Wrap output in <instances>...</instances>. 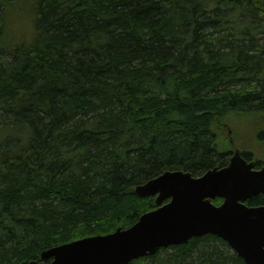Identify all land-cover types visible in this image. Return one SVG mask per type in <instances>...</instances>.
<instances>
[{"label": "trees", "instance_id": "trees-1", "mask_svg": "<svg viewBox=\"0 0 264 264\" xmlns=\"http://www.w3.org/2000/svg\"><path fill=\"white\" fill-rule=\"evenodd\" d=\"M262 111L264 0H0V264L131 226L157 207L138 184L228 164ZM128 264L247 263L206 233Z\"/></svg>", "mask_w": 264, "mask_h": 264}, {"label": "water", "instance_id": "water-1", "mask_svg": "<svg viewBox=\"0 0 264 264\" xmlns=\"http://www.w3.org/2000/svg\"><path fill=\"white\" fill-rule=\"evenodd\" d=\"M231 143L234 152L223 167L200 176L166 170L138 184L136 193L156 196L158 207L131 226L50 247L42 251L41 261L29 264H128L206 233L223 238L247 264H264V205L246 203L264 192V166L255 169V161L244 158L232 137ZM217 196L221 204L213 202Z\"/></svg>", "mask_w": 264, "mask_h": 264}, {"label": "rangeland", "instance_id": "rangeland-1", "mask_svg": "<svg viewBox=\"0 0 264 264\" xmlns=\"http://www.w3.org/2000/svg\"><path fill=\"white\" fill-rule=\"evenodd\" d=\"M13 11L16 12L11 13L8 21L10 39L13 41H21L22 39L30 37L33 32L34 7L28 2V4H25L22 7L17 5ZM241 117V120L238 122V127L237 122L229 127L231 128L230 132L232 138L235 137L239 145L243 148H252L257 151L256 157L259 158L260 156V158H263L264 160V151H260L263 150L260 141L258 139L252 140V138L256 137L255 135L258 129L264 127V118L262 116L257 118V116L251 114L243 115ZM250 141H252V143H250ZM246 144L251 147H247Z\"/></svg>", "mask_w": 264, "mask_h": 264}, {"label": "flooded vegetation", "instance_id": "flooded-vegetation-1", "mask_svg": "<svg viewBox=\"0 0 264 264\" xmlns=\"http://www.w3.org/2000/svg\"><path fill=\"white\" fill-rule=\"evenodd\" d=\"M262 114L264 115V111H262ZM256 137L255 138H252V140L253 139H258L259 141H260V143H261V148L263 149V150H260V151H264V127H261V129L259 130V132L258 133H256V135H255ZM248 140H250V139H248ZM262 141V142H261ZM250 143H252V141H250ZM243 151L245 152V155H249L250 157L248 158V159H253V158H255V156H256V152H255V150H253L252 148H245V149H243ZM247 153V154H246ZM258 163H260L259 164V167L260 166H262V165H264V160H263V158H260L258 161H257V166H258Z\"/></svg>", "mask_w": 264, "mask_h": 264}]
</instances>
